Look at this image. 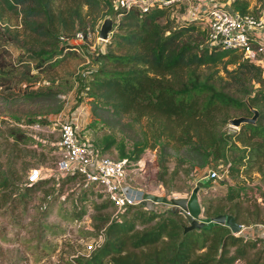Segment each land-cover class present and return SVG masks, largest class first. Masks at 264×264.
Returning a JSON list of instances; mask_svg holds the SVG:
<instances>
[{"label": "trees", "instance_id": "trees-1", "mask_svg": "<svg viewBox=\"0 0 264 264\" xmlns=\"http://www.w3.org/2000/svg\"><path fill=\"white\" fill-rule=\"evenodd\" d=\"M216 1L227 3L239 14L261 15L264 20V0H257L261 4V13L249 8L248 0ZM55 2L0 0V9L3 7L19 14L20 24L35 47L28 50L27 60L18 61V81H24L27 87L35 84L40 69L53 66L61 56L75 51L71 45L60 44L58 35L84 30V26L74 28L75 24L82 23L83 5L85 14L103 9L112 12V0H64L62 5H55ZM174 6L171 2L145 11L118 7L114 12L121 14L113 23L114 30L109 38L114 37L113 43L118 47L134 48L118 53L108 46L94 57L95 66H82L77 70V103L85 93L93 103L109 108L116 115L129 114L135 120L141 116L150 117L155 129L152 147L161 137H164L161 140H175L185 145L191 159L199 160L196 162L199 167L208 163L212 165L206 167L228 163L227 176L232 169L238 168L235 164L246 160L255 165L256 173L264 180L263 66L237 48L210 43L206 31L194 22H176L171 15ZM106 43L109 45L111 40ZM31 60L33 64L29 62ZM31 68H35V72ZM45 87L48 90H30L27 95L52 92ZM249 106L257 110L253 123H243L231 132L221 129L230 118L229 112L251 115ZM58 111L60 106L54 108L51 115ZM47 121V116H38L20 122L44 124ZM9 133L15 141L26 138L15 128ZM114 141L113 136L104 134L100 138L101 146L93 143L103 152ZM158 143L161 144L156 162L161 177L166 170L165 142ZM146 144L135 139L131 148L125 150L119 143L118 157L136 160ZM228 154H231L230 159ZM41 177L40 174L37 180L29 183L25 179L23 192L19 195L24 197L27 191L48 180ZM54 177L58 179L59 176ZM63 177L68 180L76 175ZM209 180H202V185ZM13 185L14 179L0 168V190H4L0 191L1 204L10 202L11 196L7 199L4 194ZM248 198L254 197L242 187L228 184L225 194L217 198L215 204L204 206L202 219L224 213L240 222L246 212L241 202ZM221 201L227 202V206ZM109 204L111 202L106 199L99 206ZM122 209L120 217L94 216L100 221L103 240L90 254L75 258L77 264H101L105 258L107 264H232L233 260L257 246L253 240H242L232 234L221 239L222 224L209 222L199 228L183 230L186 220L179 212H152L134 206ZM247 264L256 262L247 261Z\"/></svg>", "mask_w": 264, "mask_h": 264}, {"label": "rangeland", "instance_id": "rangeland-1", "mask_svg": "<svg viewBox=\"0 0 264 264\" xmlns=\"http://www.w3.org/2000/svg\"><path fill=\"white\" fill-rule=\"evenodd\" d=\"M215 2L217 1L175 0L171 15L176 22L186 21L187 17L193 18L198 26L201 8ZM63 3L64 0H56L55 5ZM248 4L254 12H262L261 4L257 0H248ZM85 10L86 7L83 5L82 23L75 24L74 28L84 26L85 30L88 26L90 35L79 42L77 50L61 56L53 66L40 69L36 73L35 84L27 87L24 81H18V61L27 60L28 50L35 47L27 31L20 24L19 14L3 7L0 9V168L14 179L15 184L4 194L5 198L11 196L10 202L7 200L0 203V264H77L75 258L92 252L87 251L86 243L91 242L99 230H102L100 221L94 216H108V219H111L120 217L123 213V209H117L112 204L99 206L106 198L89 185H84L81 178L66 180L63 175H59L58 179H55L54 168L60 154L53 143L57 140V131L52 128L49 116L57 106H60L65 115L80 103L79 108L82 106L84 114L79 121L81 131L98 146H101L100 138L104 134L115 138L114 143L103 151L110 157H118L119 143L127 150L131 148L135 139H140L141 143L146 142L137 158L139 165L135 166L134 180L142 183L148 192L166 197H187L192 188L198 185L196 197L201 207L200 216L203 218L204 206L208 203L215 204L217 198L225 194L228 184L240 186L246 191L255 189L260 199L256 200L254 197L242 200L241 207L246 212L239 221L264 222V193L261 188L264 180L256 173L255 165L243 160L241 164H235L238 168L232 169L223 180L210 179L206 185H202L203 179L200 175L206 166L212 164L199 167L196 164L199 160L191 159V153L185 145L175 140H161L164 138L161 137L160 140H155V146L152 147V134L155 129L150 117L141 116L135 120L129 114L116 115L109 108L93 103L85 93L77 103L75 74L82 66L87 68L95 66L97 46L101 51L110 46L118 53L132 51L134 48L115 45L114 37L109 38L111 32L108 33L106 41H99L97 38L99 24L105 15L114 18L113 12H105L103 9L85 14ZM102 13L104 15L101 17ZM200 37L203 38L202 35ZM206 39L209 41L207 37ZM109 40L111 43L107 45L106 42ZM260 57L258 55V58ZM31 71L35 72V68H31ZM45 86L52 92L27 95L30 90H48ZM229 113L230 117L240 115L234 111ZM38 116H47L48 119L42 124V130H24L16 124L26 118ZM12 128L21 131L26 138L15 141L9 133ZM238 128L239 126H231L228 120L221 126V129L227 132ZM158 142H165L163 149L166 170L161 177L158 175L160 169L156 162L161 144ZM230 156L231 154H228L227 158L230 159ZM33 167L40 168L41 178L48 180L21 197L19 194L23 192L27 173ZM221 202L227 206V202ZM255 215H258V218ZM240 259L242 264H247V261L262 264L264 248L257 245ZM101 264H107L106 258Z\"/></svg>", "mask_w": 264, "mask_h": 264}, {"label": "built area", "instance_id": "built-area-1", "mask_svg": "<svg viewBox=\"0 0 264 264\" xmlns=\"http://www.w3.org/2000/svg\"><path fill=\"white\" fill-rule=\"evenodd\" d=\"M175 0H112L113 23L121 12H114L118 7L124 10L136 7L145 11L155 6L168 5ZM219 1L203 6L201 16L198 18V26L205 30L210 43L218 44L225 48H237L245 56L260 63L264 68V20L261 15L251 13L239 14L229 10L227 3ZM187 20L193 21V18ZM112 23V25H113ZM97 27V26H96ZM114 28V27H113ZM112 28V30H113ZM97 31V28H95ZM112 32V31H111ZM88 35L89 27L85 30L76 29L71 34H59L60 44H67L75 50ZM99 41L101 40L97 37ZM100 47L97 46V52ZM258 55L261 57L258 58ZM79 104L69 114L63 115L60 110L50 115L52 128L57 131V140L53 143L59 150V157L55 164L54 176H67L75 174L81 178L83 184L99 191L117 209L125 206H134L152 212H163L171 208L170 204L155 201L144 197L148 192L142 183L134 180L135 166L139 161L129 160L127 157H110L101 152L79 127V121L84 116L82 106ZM17 126L24 130H42V124L20 123ZM228 164H219L216 167H207L201 173V179L223 180L227 176ZM40 177V168H30L26 181L33 182ZM264 193V185L261 187ZM248 194L260 199L254 189L247 191ZM169 198V196H167ZM199 218H202L199 214ZM230 234L240 237L242 240H253L257 245L264 248V222L253 221L249 223L237 222V229L231 230ZM104 237L103 230L91 242L86 243L87 251L90 252L99 246ZM232 264H242L240 258L233 260Z\"/></svg>", "mask_w": 264, "mask_h": 264}, {"label": "water", "instance_id": "water-1", "mask_svg": "<svg viewBox=\"0 0 264 264\" xmlns=\"http://www.w3.org/2000/svg\"><path fill=\"white\" fill-rule=\"evenodd\" d=\"M227 8L231 10L232 8L227 5ZM112 18L110 15H105L98 27V37L101 40H106L108 38V33L112 31ZM252 114L247 115H237L228 118V123L231 126H240L243 123H253L257 116V110L254 107L249 106ZM199 183V182H198ZM198 189V185H195L190 194L187 197H169L167 198L164 195H156L150 192H145L143 194L144 197L149 199L163 202L166 204H170L171 208L169 210L181 213L185 220L186 224L183 227V230L191 229V228H199L205 226L209 222L217 223L224 225V230L221 234V239L225 237L227 234H230V231L237 229V222L233 220V217L229 214L219 213L208 220L200 219L199 214L201 211L200 204L196 197V192Z\"/></svg>", "mask_w": 264, "mask_h": 264}]
</instances>
